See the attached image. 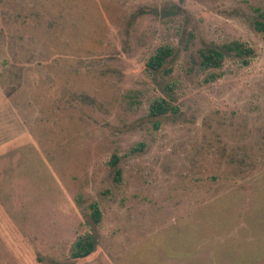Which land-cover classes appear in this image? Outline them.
<instances>
[{
	"label": "rangeland",
	"instance_id": "374dc122",
	"mask_svg": "<svg viewBox=\"0 0 264 264\" xmlns=\"http://www.w3.org/2000/svg\"><path fill=\"white\" fill-rule=\"evenodd\" d=\"M256 10L264 0H0V264H264ZM235 40L248 65L197 71L199 51ZM163 44L173 55L148 72ZM159 97L177 112L150 117ZM86 233L92 253L70 259Z\"/></svg>",
	"mask_w": 264,
	"mask_h": 264
},
{
	"label": "trees",
	"instance_id": "16d2710c",
	"mask_svg": "<svg viewBox=\"0 0 264 264\" xmlns=\"http://www.w3.org/2000/svg\"><path fill=\"white\" fill-rule=\"evenodd\" d=\"M253 29L256 33L261 35L264 41V10H256V18L253 21ZM174 48L168 44L158 46L148 60L145 66L148 72H156L160 70L167 60L173 55ZM254 56V50L240 41H230L220 47H210L199 51L200 61L197 66L198 72H205L210 69H219L226 57H234L241 65L246 66ZM177 108L170 105V103L159 97L154 99L148 106V115L150 117H161L168 113H176ZM138 150L139 148H135ZM118 162L117 157L112 156L109 166H116ZM90 221L97 226L100 222V212L96 204L90 205ZM94 247V235L86 233L79 236L73 242L69 258L72 260L84 259L88 257Z\"/></svg>",
	"mask_w": 264,
	"mask_h": 264
}]
</instances>
